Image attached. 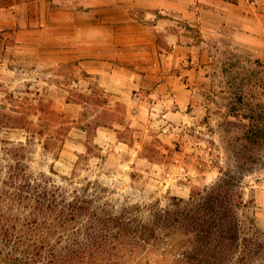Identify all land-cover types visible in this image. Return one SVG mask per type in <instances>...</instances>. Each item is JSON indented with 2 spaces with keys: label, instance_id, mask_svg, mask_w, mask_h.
Listing matches in <instances>:
<instances>
[{
  "label": "rangeland",
  "instance_id": "374dc122",
  "mask_svg": "<svg viewBox=\"0 0 264 264\" xmlns=\"http://www.w3.org/2000/svg\"><path fill=\"white\" fill-rule=\"evenodd\" d=\"M136 1L122 0L117 10L111 3L104 12L92 6V42L103 48L85 57L69 52L73 31L66 24L46 32L0 29V209H24L2 193L18 191L20 181L12 184L10 174L22 169L42 188L78 192L95 200V207L115 213L133 207L146 221L175 209L178 199L220 186L238 206L241 238L264 242V54L240 44L232 33L208 37L218 53L211 54L207 80L201 82L202 101L181 109L183 104L169 99L170 89L159 85L160 76L182 77V67L196 64L187 58L174 68L167 32L158 22L172 19L166 30L176 33L184 25V32L199 42L201 26L197 20L187 23L179 15L138 7ZM115 16H122L124 24L132 17L141 28L154 29L156 47L149 41L129 45L127 32L122 44L113 42L109 19ZM77 24L75 31L82 33L83 22ZM77 41L78 49L82 38ZM85 59L156 77L149 89L106 84L112 82L109 77L83 68ZM126 93L149 94L153 115L148 122L138 124L128 116ZM88 121L93 123L88 126ZM118 129L133 143L123 146ZM167 239L165 246L173 253L189 246L182 236Z\"/></svg>",
  "mask_w": 264,
  "mask_h": 264
},
{
  "label": "trees",
  "instance_id": "16d2710c",
  "mask_svg": "<svg viewBox=\"0 0 264 264\" xmlns=\"http://www.w3.org/2000/svg\"><path fill=\"white\" fill-rule=\"evenodd\" d=\"M123 130L119 140L132 144ZM10 179L18 191L2 193L24 209H0V264H264V242L241 238L238 206L220 186L146 221L133 207L115 213L78 192L42 188L27 169ZM171 236L189 246L173 253Z\"/></svg>",
  "mask_w": 264,
  "mask_h": 264
},
{
  "label": "crops",
  "instance_id": "0c3cea01",
  "mask_svg": "<svg viewBox=\"0 0 264 264\" xmlns=\"http://www.w3.org/2000/svg\"><path fill=\"white\" fill-rule=\"evenodd\" d=\"M122 0H0V29L5 27H19L22 31H37L46 32L48 30H60L61 24L68 25V28L73 31L68 35L71 40V50L75 57L76 53L98 54L102 52L103 46L92 42L93 33L91 32V17L92 6L99 7L100 12L107 11L108 5L113 3L115 9L120 8ZM246 0H137L135 5L138 7L145 6L153 9H160L167 15H179L184 22L190 23L197 20L201 26V40L190 38L184 31V25L180 26L181 30L172 33L170 26L172 19L164 17L159 19V24L163 31L167 32L168 44L172 50L174 68L184 60L192 59L196 64L195 68H183L182 77L178 75L163 78L160 76L161 86L170 89L167 92L169 99L175 103H181L179 107L182 109L184 104L191 101L198 103L202 101L203 95L199 92L201 82L207 80V69L212 61L211 54L218 53V46L209 42L208 37H224V34L232 33L233 38L239 39L240 44L253 49L256 53L264 54V0H260L257 6H249ZM101 7H105L103 10ZM247 8L249 9L247 11ZM98 9V8H96ZM103 10V11H102ZM108 19H105L106 21ZM122 16L110 18L112 22L113 42L122 44L125 40L129 45H139L145 42H150L153 47H156L157 36L156 31L150 28H141L139 23L132 17L125 24ZM77 21L83 22L82 33L75 31V27L79 26ZM87 22V23H86ZM170 23V24H169ZM99 36L102 41L103 30L105 25L100 26ZM159 27V28H160ZM183 29V30H182ZM148 31L147 33L141 32ZM159 31V30H158ZM150 32V33H149ZM211 32V34L209 33ZM95 35H97L95 33ZM113 35V36H112ZM77 42H81L82 47L76 48ZM107 37H105V40ZM215 49V50H213ZM83 68L89 73L103 74L104 77H109L112 82L106 81V84L119 85L130 88H151L153 81L150 79L156 75H132L130 68L124 66H115V68L107 61L102 59H85ZM155 72V69L152 71ZM159 75H157L158 77ZM183 77L185 80H183ZM146 89V90H147ZM129 103L127 114L134 118L138 124L149 121L151 107L148 103V93H137L134 96L125 94ZM114 103V102H112ZM180 114L183 112L180 111ZM123 146H128L126 142H120Z\"/></svg>",
  "mask_w": 264,
  "mask_h": 264
},
{
  "label": "built area",
  "instance_id": "2783aa9c",
  "mask_svg": "<svg viewBox=\"0 0 264 264\" xmlns=\"http://www.w3.org/2000/svg\"><path fill=\"white\" fill-rule=\"evenodd\" d=\"M250 5L257 6L260 3V0H246Z\"/></svg>",
  "mask_w": 264,
  "mask_h": 264
}]
</instances>
